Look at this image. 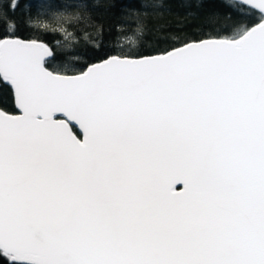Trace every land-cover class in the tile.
Instances as JSON below:
<instances>
[{"label":"snow or ice","instance_id":"1","mask_svg":"<svg viewBox=\"0 0 264 264\" xmlns=\"http://www.w3.org/2000/svg\"><path fill=\"white\" fill-rule=\"evenodd\" d=\"M18 6H0V264H264V0L82 67L19 36Z\"/></svg>","mask_w":264,"mask_h":264},{"label":"trees","instance_id":"2","mask_svg":"<svg viewBox=\"0 0 264 264\" xmlns=\"http://www.w3.org/2000/svg\"><path fill=\"white\" fill-rule=\"evenodd\" d=\"M9 3L10 0H0L5 10ZM83 3L89 7H81ZM216 3L217 0H19L14 18L19 23V36L38 37L49 45L59 41L57 55L71 53L72 66L82 67L95 62L97 52L148 51L169 46L164 37L212 32L209 17L214 12L220 13L214 21L216 26L232 23ZM155 4L163 6L154 7ZM9 15L13 13L9 11ZM29 17L39 29L25 26L23 21ZM138 27L142 28L140 35ZM0 108H11L10 91Z\"/></svg>","mask_w":264,"mask_h":264}]
</instances>
